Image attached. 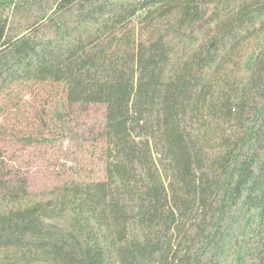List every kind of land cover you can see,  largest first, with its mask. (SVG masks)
Wrapping results in <instances>:
<instances>
[{"label":"trees","instance_id":"trees-1","mask_svg":"<svg viewBox=\"0 0 264 264\" xmlns=\"http://www.w3.org/2000/svg\"><path fill=\"white\" fill-rule=\"evenodd\" d=\"M53 85L104 177L0 162V264H264V0H0V115Z\"/></svg>","mask_w":264,"mask_h":264},{"label":"rangeland","instance_id":"rangeland-1","mask_svg":"<svg viewBox=\"0 0 264 264\" xmlns=\"http://www.w3.org/2000/svg\"><path fill=\"white\" fill-rule=\"evenodd\" d=\"M59 90L56 85L38 87L23 98L21 111L11 109L0 115L3 171L8 176L26 177L29 188L35 191L61 186L75 169L82 177H104L105 143L98 135L105 125V105L56 104L62 98ZM52 97H57L54 103ZM43 109L49 111L44 125L34 115ZM57 111L63 116L55 118L52 112ZM42 132L45 141L23 140Z\"/></svg>","mask_w":264,"mask_h":264}]
</instances>
